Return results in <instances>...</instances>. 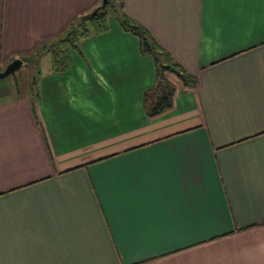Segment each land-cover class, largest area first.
Here are the masks:
<instances>
[{"label": "crops", "instance_id": "1", "mask_svg": "<svg viewBox=\"0 0 264 264\" xmlns=\"http://www.w3.org/2000/svg\"><path fill=\"white\" fill-rule=\"evenodd\" d=\"M102 2L0 0V70L40 72L0 90V264H264V0H122L56 72L36 48ZM122 14L197 79L158 114Z\"/></svg>", "mask_w": 264, "mask_h": 264}, {"label": "trees", "instance_id": "2", "mask_svg": "<svg viewBox=\"0 0 264 264\" xmlns=\"http://www.w3.org/2000/svg\"><path fill=\"white\" fill-rule=\"evenodd\" d=\"M116 1L117 0H108L105 7L99 5L92 11L82 14L78 20L70 23L62 35L42 41L36 48V53L42 51L51 53L53 69L56 72H64L70 64L66 48L68 46L79 48V43L82 39L107 29L110 25V9H118ZM120 2H122V0H120ZM121 23L124 28L131 30L139 36L142 51L144 53H151L156 60V81L154 85L145 92L144 100L148 112L150 114H158L170 108L174 102L175 86L166 76L168 70L179 74L187 84L196 82L197 79L183 70L174 60L170 52L160 46L148 29L142 24L125 14L121 15ZM16 88L18 91L22 89L20 85ZM33 95L35 96L36 92L32 89V96ZM32 100L35 105L34 98H32Z\"/></svg>", "mask_w": 264, "mask_h": 264}, {"label": "rangeland", "instance_id": "3", "mask_svg": "<svg viewBox=\"0 0 264 264\" xmlns=\"http://www.w3.org/2000/svg\"><path fill=\"white\" fill-rule=\"evenodd\" d=\"M120 5L121 2L120 0L116 1V6L118 7V9L120 10ZM118 17V14L116 12V10H113L112 8L110 9V13H109V18L110 17H114L115 18ZM29 55V53L27 55L23 54V58L25 59V57H27ZM7 66V65H6ZM3 67V69L6 68ZM2 69V70H3ZM37 71L36 65L32 62L28 65H22L20 68H18L16 70L15 73L9 74L8 76L4 77V78H0V90L4 89L7 84H10V90L9 91H15V86L14 84L19 83L20 85H24L25 83H28V81H33L34 79L39 78L40 76V72ZM25 82V83H24ZM27 86V85H26ZM25 88L27 89V87H24L23 90H25Z\"/></svg>", "mask_w": 264, "mask_h": 264}, {"label": "water", "instance_id": "4", "mask_svg": "<svg viewBox=\"0 0 264 264\" xmlns=\"http://www.w3.org/2000/svg\"><path fill=\"white\" fill-rule=\"evenodd\" d=\"M108 0H103V3L101 4V7H105ZM24 60L21 57H17L14 60H12L5 69L0 70V78H4L8 76L9 74L15 73L18 68H20L23 64Z\"/></svg>", "mask_w": 264, "mask_h": 264}]
</instances>
